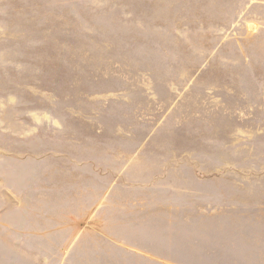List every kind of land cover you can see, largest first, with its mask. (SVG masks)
<instances>
[{
  "label": "rangeland",
  "instance_id": "374dc122",
  "mask_svg": "<svg viewBox=\"0 0 264 264\" xmlns=\"http://www.w3.org/2000/svg\"><path fill=\"white\" fill-rule=\"evenodd\" d=\"M260 222L264 0H0V264H257Z\"/></svg>",
  "mask_w": 264,
  "mask_h": 264
},
{
  "label": "crops",
  "instance_id": "0c3cea01",
  "mask_svg": "<svg viewBox=\"0 0 264 264\" xmlns=\"http://www.w3.org/2000/svg\"><path fill=\"white\" fill-rule=\"evenodd\" d=\"M263 226V229H264V222H260L258 225H261ZM257 225V226H258ZM259 227V226H258ZM264 231V230H263ZM258 238H263L264 239V232L257 236ZM263 247V249H261ZM262 247L260 248L259 251H256V252H247L245 251L244 253H240V255L242 257H244V259H249V260H252L253 263H257V264H264V240L262 242ZM252 256V257H249V256Z\"/></svg>",
  "mask_w": 264,
  "mask_h": 264
}]
</instances>
